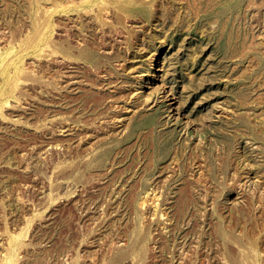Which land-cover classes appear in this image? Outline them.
Masks as SVG:
<instances>
[{
	"label": "rangeland",
	"instance_id": "1",
	"mask_svg": "<svg viewBox=\"0 0 264 264\" xmlns=\"http://www.w3.org/2000/svg\"><path fill=\"white\" fill-rule=\"evenodd\" d=\"M0 264H264V0H0Z\"/></svg>",
	"mask_w": 264,
	"mask_h": 264
},
{
	"label": "bare ground",
	"instance_id": "2",
	"mask_svg": "<svg viewBox=\"0 0 264 264\" xmlns=\"http://www.w3.org/2000/svg\"><path fill=\"white\" fill-rule=\"evenodd\" d=\"M14 56V55H13Z\"/></svg>",
	"mask_w": 264,
	"mask_h": 264
}]
</instances>
